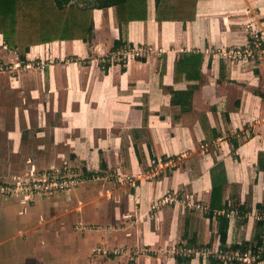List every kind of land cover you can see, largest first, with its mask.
I'll return each mask as SVG.
<instances>
[{
  "label": "crops",
  "instance_id": "0c3cea01",
  "mask_svg": "<svg viewBox=\"0 0 264 264\" xmlns=\"http://www.w3.org/2000/svg\"><path fill=\"white\" fill-rule=\"evenodd\" d=\"M53 2L89 11L91 30L31 45L24 60L0 33V60L15 64L0 72V180L63 165L100 173L59 196L74 207L63 215L88 227L76 241L96 256L80 253L89 264H218L176 249H221L222 217L224 247L253 245L263 229L264 61L230 54L251 32L264 43V0H199L187 21H158L145 0L146 18L128 22L118 21L122 0ZM139 46L145 55L123 56ZM185 54L202 56L200 66L176 79Z\"/></svg>",
  "mask_w": 264,
  "mask_h": 264
},
{
  "label": "trees",
  "instance_id": "16d2710c",
  "mask_svg": "<svg viewBox=\"0 0 264 264\" xmlns=\"http://www.w3.org/2000/svg\"><path fill=\"white\" fill-rule=\"evenodd\" d=\"M199 0H155V18L158 21L163 20H193L196 14V6ZM117 9L127 7L128 15L125 18H119L118 21L128 22L131 19L146 18L145 0L142 6L139 0H122L116 5ZM89 11L78 10L73 7L58 8L53 0H0V33L3 36L5 44L14 49L21 60L25 59L26 53L31 45L52 41L55 39H84L82 34L91 30L89 25ZM119 42H115L114 48ZM202 56L198 54H185L183 58L176 62L174 71L177 79L179 68L186 72L193 69L198 63L200 66ZM263 154L258 155L260 164ZM220 186H212L211 205L213 204V195L216 194ZM210 205V207H211ZM219 235L220 248L224 247L227 234L228 220L226 217L220 218ZM262 226L256 231L255 243L263 245L261 238ZM252 243L247 242L233 244L228 249L231 251L244 252ZM264 260V253L261 256ZM179 258V257H178ZM187 259V258H185ZM213 260V259H212ZM215 263L217 259L213 260ZM233 264H241L233 262Z\"/></svg>",
  "mask_w": 264,
  "mask_h": 264
},
{
  "label": "rangeland",
  "instance_id": "374dc122",
  "mask_svg": "<svg viewBox=\"0 0 264 264\" xmlns=\"http://www.w3.org/2000/svg\"><path fill=\"white\" fill-rule=\"evenodd\" d=\"M86 175H88L86 180H92L93 184H98L102 177L97 172ZM119 181L116 180L115 184L120 183ZM110 182L114 183V180ZM59 193L33 198L0 197V264H89L88 258L95 259L96 256L92 251V255L88 254V257L85 254L86 250L76 241L80 237L86 239L87 234L84 232L88 230V227L82 225L76 228L77 225L72 223L73 215H63L68 214L73 205L71 201H67L63 206L62 199L59 197L62 192ZM84 228L86 229L80 232V229ZM208 246L195 247L209 249L210 257L214 259L215 251ZM181 247L183 246L180 245L177 249ZM122 249L120 247L117 251H122ZM136 250L137 248H134L133 252ZM82 251L88 260L80 258ZM114 251L116 250L111 251V254L116 255ZM232 253L234 251L230 255ZM98 257H100L99 260H103L101 262L105 261L106 256Z\"/></svg>",
  "mask_w": 264,
  "mask_h": 264
},
{
  "label": "built area",
  "instance_id": "2783aa9c",
  "mask_svg": "<svg viewBox=\"0 0 264 264\" xmlns=\"http://www.w3.org/2000/svg\"><path fill=\"white\" fill-rule=\"evenodd\" d=\"M263 39L262 33L255 31L250 33V39L242 51L240 49L234 50L230 55L233 59L243 56H254L264 61V47L262 46ZM6 48L5 45H3ZM147 53L144 47H133L124 51L123 56L128 59L135 56H143ZM15 64L3 63L0 60V72L6 69H11ZM41 68L44 64L41 62L38 64ZM264 120V118H263ZM88 178L82 170L71 167L69 165H63L61 167H54L36 175H28L26 177H18L13 181H1L0 180V195L4 197H19L24 196L26 198H33L35 196H50L59 192L71 190L79 186L84 180ZM195 207L201 208V205L196 204ZM260 220L263 224L261 238L264 242V212L260 216ZM214 256L218 260V264H233V262H239L241 264H263L264 260H261V256L264 253V246L253 244L252 248L249 247L244 252L236 251L230 255L231 250L227 247L223 249H215ZM118 253L119 251H114ZM176 253L182 257H191L193 255H201L208 257L211 255L209 249H198L195 246H183L176 249Z\"/></svg>",
  "mask_w": 264,
  "mask_h": 264
}]
</instances>
